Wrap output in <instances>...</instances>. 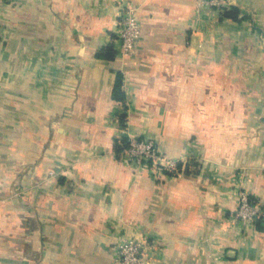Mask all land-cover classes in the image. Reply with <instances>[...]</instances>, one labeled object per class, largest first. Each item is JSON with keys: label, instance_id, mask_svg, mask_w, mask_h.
I'll list each match as a JSON object with an SVG mask.
<instances>
[{"label": "crops", "instance_id": "obj_1", "mask_svg": "<svg viewBox=\"0 0 264 264\" xmlns=\"http://www.w3.org/2000/svg\"><path fill=\"white\" fill-rule=\"evenodd\" d=\"M121 2L141 32L111 59ZM0 0V264H264V0ZM124 100L113 98L117 76ZM124 114V122L120 121ZM122 123V124H121ZM152 138L174 173L122 160Z\"/></svg>", "mask_w": 264, "mask_h": 264}, {"label": "built area", "instance_id": "obj_2", "mask_svg": "<svg viewBox=\"0 0 264 264\" xmlns=\"http://www.w3.org/2000/svg\"><path fill=\"white\" fill-rule=\"evenodd\" d=\"M223 0H211L210 4L221 5ZM222 9V7L220 8ZM117 31L115 41V55L125 57L132 53L141 32L139 20L135 16V8L129 2H121L117 14ZM127 146L122 151L127 161L131 164L144 167L158 168L167 173L178 170L179 160L168 157L159 150L157 143L149 137L134 138L127 136ZM238 206L234 218L244 222H257L264 216V210L250 194L239 189ZM117 264H148L146 242L128 239L117 245Z\"/></svg>", "mask_w": 264, "mask_h": 264}, {"label": "trees", "instance_id": "obj_3", "mask_svg": "<svg viewBox=\"0 0 264 264\" xmlns=\"http://www.w3.org/2000/svg\"><path fill=\"white\" fill-rule=\"evenodd\" d=\"M221 15L223 17H226V18L231 19V20H240L243 17H245L244 15H241L240 9L237 6H230L229 8H225L222 11ZM115 52L116 51L114 48V44L110 43L107 46H105L102 51L98 52L97 55L99 57H102V58L111 59L114 57ZM112 96L116 100H119V101L124 100V95H123V92L121 90V78L119 75L117 76V79L114 83V86L112 89ZM120 121L121 122L124 121V114H121ZM115 142H116L115 151L117 154H121L122 151L124 150V148L127 146L128 139L126 137V138H122L120 140H116Z\"/></svg>", "mask_w": 264, "mask_h": 264}, {"label": "rangeland", "instance_id": "obj_4", "mask_svg": "<svg viewBox=\"0 0 264 264\" xmlns=\"http://www.w3.org/2000/svg\"><path fill=\"white\" fill-rule=\"evenodd\" d=\"M210 1L211 0H205V2L207 3V4H209L210 6H212V7H214V8H216L217 10H219L221 13H222V11L225 9V8H228V7H226V6H224V4H227V0H223V2L221 3V5L218 7L217 5H212V4H210ZM222 7V9H220ZM124 122V121H123ZM122 122V123H123ZM121 123V124H122ZM123 132H125L126 133V136H131V137H134V138H142V137H146V136H137V135H135V134H132V133H127L126 132V130L124 131L123 130ZM162 154H164V153H162ZM164 155H166V154H164ZM121 157H122V160L124 161V162H126V163H129V161H127L126 160V158L123 156V155H121ZM172 158V157H171ZM129 164H131V163H129ZM134 166H137V165H135V164H133ZM137 167H139V166H137ZM139 168H151L152 170H154V171H157V172H160V171H162V170H160V169H158V168H152V167H142V166H140Z\"/></svg>", "mask_w": 264, "mask_h": 264}]
</instances>
